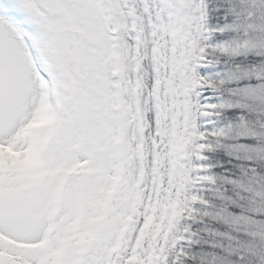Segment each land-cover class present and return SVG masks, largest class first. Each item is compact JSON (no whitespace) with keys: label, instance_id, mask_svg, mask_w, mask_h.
<instances>
[{"label":"snow or ice","instance_id":"obj_1","mask_svg":"<svg viewBox=\"0 0 264 264\" xmlns=\"http://www.w3.org/2000/svg\"><path fill=\"white\" fill-rule=\"evenodd\" d=\"M0 264H264V0H0Z\"/></svg>","mask_w":264,"mask_h":264}]
</instances>
